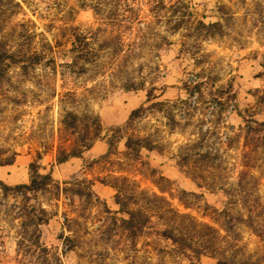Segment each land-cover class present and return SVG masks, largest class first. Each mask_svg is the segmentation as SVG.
Instances as JSON below:
<instances>
[{
	"label": "rangeland",
	"instance_id": "obj_1",
	"mask_svg": "<svg viewBox=\"0 0 264 264\" xmlns=\"http://www.w3.org/2000/svg\"><path fill=\"white\" fill-rule=\"evenodd\" d=\"M18 1L21 8L9 21L6 41L39 52L48 49L56 61L36 66L27 77L13 68L9 82L0 85V147L16 153L13 164L0 166V179L9 186L29 183L33 162L42 165L41 173L52 172L55 185L31 201L49 212L40 228L42 244L64 264H217L224 255L262 264L264 240L256 229H264V0H174V9L181 1L183 25L163 33L166 46L158 48L156 39L146 42L127 67L144 86L131 91L102 78L98 89L90 74L67 69L71 34L102 24L94 10L99 3L120 5L130 16L132 7L144 8L142 15L156 0ZM175 21L176 16L174 26ZM199 21L219 22L222 31L201 32ZM150 89L158 99L147 102ZM69 90L79 97H62ZM154 102L164 105L154 107ZM142 106L147 111L128 133L116 134L112 154L106 156L108 138ZM64 109L99 115L103 132L81 158L57 164V148L74 142L61 133ZM131 134L149 137L155 150L128 156L125 142ZM42 151L47 152L40 160ZM116 177L119 186L123 177L130 179V186L123 187L140 197L141 207L147 200L140 192L157 193L174 211L214 227L219 237L212 250L181 255L172 241L158 235L167 225L159 214L136 239L130 238L121 225L127 215L111 186ZM88 186L94 193L90 201L75 192ZM19 203L12 193L5 198L0 192V264H35L17 249ZM128 207L137 208L133 201ZM149 207L150 214L160 211L155 202ZM226 212L250 220L227 232ZM184 224L190 235L189 222ZM68 237L75 238V248L65 251Z\"/></svg>",
	"mask_w": 264,
	"mask_h": 264
},
{
	"label": "trees",
	"instance_id": "obj_2",
	"mask_svg": "<svg viewBox=\"0 0 264 264\" xmlns=\"http://www.w3.org/2000/svg\"><path fill=\"white\" fill-rule=\"evenodd\" d=\"M181 1L176 2L174 9V0H156L155 3L147 4V8L142 15L140 13L144 10L141 6L132 7L129 10L130 16L124 14L125 9L120 5L107 7L104 3H99L95 6L94 10L96 15L100 16L102 24L95 31H79L77 28L71 34V61L67 63L66 68L70 69L76 75L90 74L92 79H95V87L102 85L100 78L108 79L112 84L119 82L123 89L127 91L141 89L144 86L143 81L137 79L127 70L136 58L141 54L142 49L147 41L156 39L157 47L166 46L169 44L168 37L163 33L166 30H180L183 25V17L180 11ZM21 8V3L18 0H0V85L4 82H9V72L11 69L16 68L20 70V74L24 77L29 76L36 66L44 64V62L55 63L54 52L52 47L51 55L48 54V49L45 52L37 50L26 49L24 45L17 43L13 46L10 41H6L5 30L9 25L12 16L16 14ZM179 13V14H178ZM146 14V15H145ZM178 14V15H177ZM145 15V16H144ZM174 16H176L174 26ZM162 31L157 28L162 27ZM198 26L208 31L210 29H217L214 32L219 33L222 31L221 24L212 23L206 25L204 22L199 21ZM134 35L133 37L129 35ZM209 34V33H208ZM152 36V38H151ZM62 97H79L78 92L69 90L63 93ZM158 97L153 95V90L148 91L147 102L157 100ZM152 105L163 106V102H154ZM147 110L142 106L132 111L130 118L124 128L119 127L115 133L108 138L109 151L106 156L112 154L111 150L114 148V138L116 134H121L124 131L128 133L130 124L144 114ZM62 136H69L73 138V144H61L57 148L56 163L64 164L72 158H81L83 153L91 149L103 132V124L99 115L93 112L78 113L74 109H64L62 119ZM264 125V123H262ZM66 139V138H64ZM70 139H66L70 140ZM126 154L140 156L142 150H155V145L150 141L149 137L131 134L127 137L125 142ZM38 153L39 159L43 158L44 153ZM200 155V154H199ZM188 156L183 157V160H188ZM16 157L15 152L9 153L0 147V166L11 165ZM31 178L27 184H19L16 186H9L0 179V192L2 197L8 198L12 193L16 199L20 200L19 205L16 206V219L20 220L19 239L17 242V249L24 259H31L35 264H64L61 256L54 252L51 248L45 246L41 242V226L47 224L50 217L49 212L44 208L41 203H31L32 198H36L39 192L48 190L55 185L52 172L45 174L40 172L42 165L33 162L29 166ZM120 178L116 177L111 186L117 190V203L121 208V212L127 215V218L121 219L122 228L128 233L132 239H136L152 224V218L157 214L158 219L167 221V225L158 230V235L166 240L172 241L181 255L185 256L189 251L196 254H202L211 249L216 237H219L218 231L205 223L198 222L194 217L186 213L174 211L172 205L163 196L157 193L147 195L145 191L139 193L142 200L145 199L146 207L138 205V198L134 193L126 191L125 184L130 186V179L123 177L124 184L119 186L117 184ZM133 186V185H132ZM89 187V186H88ZM83 191L81 188L75 190L77 195L85 196L86 199L92 200L94 193L88 189ZM73 190V189H71ZM137 206L136 209L129 208V202ZM153 202L159 205V213L154 212L150 214L149 205ZM5 207V206H3ZM175 221L178 224L174 227ZM226 231L229 232L238 224L248 223L250 217L247 219L234 216L230 212H226ZM189 222L191 227V234L188 235V226L184 222ZM253 226L250 224V227ZM207 232H213L212 236ZM259 236L264 240V229H256ZM67 245L65 251L73 250L75 248V238L68 237L66 239ZM212 250V249H211ZM260 263L264 264V247L262 256L259 259ZM217 264H247L245 261H236L232 257H222L218 260Z\"/></svg>",
	"mask_w": 264,
	"mask_h": 264
}]
</instances>
